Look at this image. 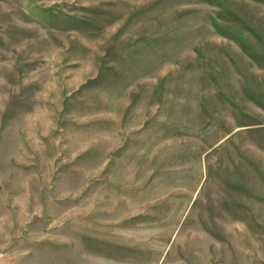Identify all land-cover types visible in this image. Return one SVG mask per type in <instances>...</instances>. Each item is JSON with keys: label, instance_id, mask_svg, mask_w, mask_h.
Here are the masks:
<instances>
[{"label": "rangeland", "instance_id": "obj_1", "mask_svg": "<svg viewBox=\"0 0 264 264\" xmlns=\"http://www.w3.org/2000/svg\"><path fill=\"white\" fill-rule=\"evenodd\" d=\"M0 264H264V0H0Z\"/></svg>", "mask_w": 264, "mask_h": 264}]
</instances>
